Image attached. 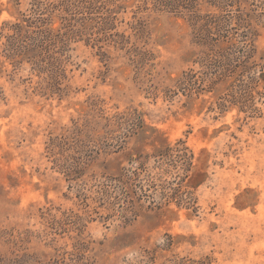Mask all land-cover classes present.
I'll return each mask as SVG.
<instances>
[{
  "label": "rangeland",
  "instance_id": "rangeland-1",
  "mask_svg": "<svg viewBox=\"0 0 264 264\" xmlns=\"http://www.w3.org/2000/svg\"><path fill=\"white\" fill-rule=\"evenodd\" d=\"M0 264H264V0H0Z\"/></svg>",
  "mask_w": 264,
  "mask_h": 264
},
{
  "label": "trees",
  "instance_id": "trees-1",
  "mask_svg": "<svg viewBox=\"0 0 264 264\" xmlns=\"http://www.w3.org/2000/svg\"><path fill=\"white\" fill-rule=\"evenodd\" d=\"M92 1H94V0H62V7H63V10H65V11L70 6L80 7V8H88L89 5H91ZM101 7H103V6H101ZM125 198L126 199H124V200L127 202L128 205L132 204V199H130L129 196L125 195Z\"/></svg>",
  "mask_w": 264,
  "mask_h": 264
}]
</instances>
